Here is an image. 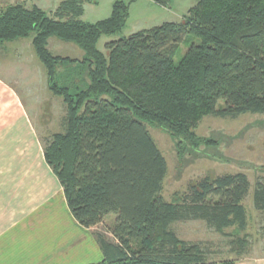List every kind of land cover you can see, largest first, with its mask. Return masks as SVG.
Returning a JSON list of instances; mask_svg holds the SVG:
<instances>
[{"label":"trees","instance_id":"obj_1","mask_svg":"<svg viewBox=\"0 0 264 264\" xmlns=\"http://www.w3.org/2000/svg\"><path fill=\"white\" fill-rule=\"evenodd\" d=\"M96 2L61 0L52 12L25 2L0 7V43L30 38L48 89L65 106L63 131L43 153L73 217L93 228L115 215L112 238L95 235L103 258L87 264H207L203 243L180 239L171 225L202 220L222 235L243 231L249 179L204 176L165 200L167 163L146 123L184 148L196 142L192 127L204 115L264 113V0H198L179 22L109 40L105 53L98 40L123 28L126 5L115 1L106 18L84 21V5ZM52 36L82 56L53 55ZM183 41L187 51L174 62ZM252 202L264 210V180Z\"/></svg>","mask_w":264,"mask_h":264},{"label":"rangeland","instance_id":"obj_2","mask_svg":"<svg viewBox=\"0 0 264 264\" xmlns=\"http://www.w3.org/2000/svg\"><path fill=\"white\" fill-rule=\"evenodd\" d=\"M57 1L41 0L40 5L50 9L49 6ZM115 1H122L126 5L125 23L120 31L100 37L97 48L104 53V45L109 40L163 22H179L198 0H97L85 6V14L81 18L87 22L106 18ZM21 40L24 44L20 43ZM187 44V41H183L178 45L174 62L186 53ZM47 48L53 55L74 59L82 54L74 43L55 36L50 37ZM0 78L16 90L31 123L38 129L42 148L53 134L63 131L65 106L61 97L48 89L45 68L36 56L30 38L0 43ZM4 84L0 80V126L7 113L6 105L15 95V91ZM146 127L167 163L161 191L165 200L174 199L186 190L189 183L204 176L212 178L225 173L243 172L250 182L249 192L243 200L247 219L243 231L229 227L224 233L232 236H226L209 228L202 220H187L171 225L178 237L202 242L208 252L207 264L230 263L245 256H264V210H256L252 202L256 181L264 180V113H245L234 118L204 115L192 127L196 142L192 145L187 140L186 145L182 143L184 148H179L176 139L161 128L149 123H146ZM114 220L115 215L108 214L102 223L92 228L93 233L111 239L109 230ZM234 236L245 237L246 244L239 246L231 242ZM97 249L96 252H100L99 245Z\"/></svg>","mask_w":264,"mask_h":264},{"label":"crops","instance_id":"obj_3","mask_svg":"<svg viewBox=\"0 0 264 264\" xmlns=\"http://www.w3.org/2000/svg\"><path fill=\"white\" fill-rule=\"evenodd\" d=\"M60 1L50 9L41 6V0H0V7L25 2L52 12ZM0 80L16 95L6 105L0 126V264L100 261L103 255L101 250L96 252L95 234L73 217L62 186L44 158L38 129L16 90ZM225 264H264V256H245Z\"/></svg>","mask_w":264,"mask_h":264}]
</instances>
